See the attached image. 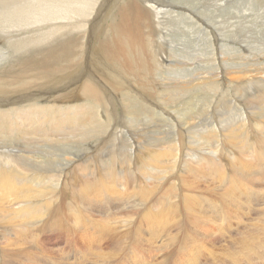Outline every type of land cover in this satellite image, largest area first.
<instances>
[{
    "label": "rangeland",
    "instance_id": "1",
    "mask_svg": "<svg viewBox=\"0 0 264 264\" xmlns=\"http://www.w3.org/2000/svg\"><path fill=\"white\" fill-rule=\"evenodd\" d=\"M6 1H8V3L11 5H13L14 3V0H0V4H3ZM138 1H140V3L143 2V0ZM161 1L163 3L166 2V5L161 4L160 6L162 7V9H168V14L163 19H161V15H158V18L154 17L155 23L152 21V19L149 18L142 19V26H140L139 29L140 34L142 35L141 40H144L145 43H138L133 45L127 42L121 43L122 41L117 40V36L115 35L111 26L114 19H117L116 12L118 6L124 3V0H91L90 2L89 0H85V2L83 0H43V5L41 4L40 11L38 13L39 16H37V18L42 17L43 19L40 18V20H45L44 22L42 21V23L44 24H54L51 27L47 25L44 26L42 23H36L38 26L34 24L35 28H42L41 30L43 31V33H45L42 35H32L37 32L27 33L25 35L31 36H28L27 39L24 38L19 42L21 45H26L29 42H36V39L38 38H43L42 40L44 41L54 44H61L62 40L64 41V36L60 34L62 33L60 31L61 28L67 23H72V44H70L68 48L62 50L59 53L62 56L72 53V61L71 63L59 61L55 59L58 55L53 57L52 54H50V49H44L42 53L43 55L46 54L47 56H45V58L43 59L45 61H27L26 67H31V69H25L23 71H20L18 65H16V63L20 62L21 58H16L15 60L10 59L12 58L10 43L13 40L17 39L18 35L23 31H28V28L26 27H28L32 23L31 21L33 19L28 20V17L24 16L26 19L20 21L22 22V25L24 22H27V25L22 26L20 25V21H14L13 13L8 14L7 9L6 16H2L0 14V18L2 20V22L0 20V24L5 30L7 28L6 34L0 32V58L2 59H0V72H2L3 69H6V74H0V78L6 79V82H3L0 79V103L6 102L7 105L5 107V110L0 108V110L2 111L0 112V114L4 115H0V171H11L18 175L21 179H26L29 186H31V188L33 187L32 189L42 191V196L39 195L38 200H42L46 205V210L44 209V211L49 212L51 210H58L57 219L55 222L51 219L50 221L52 223H50L49 221L50 226L47 225L45 226L46 228H39L41 222L39 223V220L37 218L32 219L28 217L25 220L19 218L18 220L21 221L18 222L17 219H13L12 215L13 211L17 209L19 205L26 202L27 204L37 202L38 200L36 197H38V195L30 197V199H28L29 201L19 200L13 202L11 199L5 201L4 205H2L1 208L2 210L4 209V211L2 212L0 210V218H2L0 219V264H122V262L118 260L117 262L115 261L116 263L114 262L118 247V241L120 239L123 240L121 241L122 246H124V243H127L125 246L129 248L127 250V256L129 258L128 260H122L123 264H133V261L136 258L140 257L141 259L151 262L156 261L157 259L155 264H177L181 262L179 261L180 259L184 260L186 256L185 254L181 256L180 253L181 251L186 249L185 246L187 247L188 240H191L192 245L198 246L201 249L202 254L205 253V251L208 249L210 241L204 236V232H206L204 230H209L210 232L213 231V235L210 234L209 239L213 237L218 239L221 238L220 240L222 243H220V245H230L229 241L233 238L229 237L234 236L238 238L243 235L242 231L245 230L246 232L249 230L248 226L246 227L242 225V220L245 215L248 218H253L248 222L254 223V226H256L255 224H258V222H260L256 219V215L254 214V212H256L257 210H260L259 212H261L264 207V181L258 180L261 182L256 183L257 186L255 185L254 189L259 191L250 192V200L253 201V213H247V205L241 209H237L234 205L230 204L231 199H229L226 195L225 197H223V193L225 191L224 188L226 186L221 188V181L216 182L213 178L209 177L207 179V186H205L204 191H201V194H203L206 199L203 200L205 208H209L211 206L215 208L213 210V214L215 215V218L218 219L217 223L213 224V222L210 221L209 218H206L200 220L199 224L197 225L194 219H191L189 212H187L189 211L188 208L181 204L179 206L172 205L170 207L172 212L170 211L171 218H169V221L171 224L173 223L172 228H174L171 232L173 234L168 233L169 235L167 250L159 247V245L162 246V235H159L157 237L156 234H153L151 231L149 232L148 230H146L147 228H151V226H157L158 222L168 220V209H166L167 207H165V201H168V194L170 193V191H168V188L173 186L172 184H174V182L177 187H173L174 193H171L173 203L179 198V201L182 199V193L185 195L189 192L188 185L181 181L180 178H171L170 185L168 186V176L176 171L177 165H179L182 161V159L180 158H183V156L185 157V159L193 161L189 163L191 166L200 167L201 165H204L205 162L194 160V155L199 156L197 152L201 151V153H205L206 158L212 159L213 157H211L210 150L208 148L210 145V149L215 150L217 154L220 155L223 153L224 156H227L229 154L230 161L232 160V158H234V164L232 162L233 160L230 163L224 162V169L228 170V173L231 172L232 174L233 170H237V177H240L246 173L248 174L247 177L249 182H255L256 179L253 173L259 167H256L255 170L242 169V171L240 172V164L237 160L239 158L246 160L248 156L245 153H240L239 148L235 147L234 145H227V140L231 131L230 129L232 128L240 129L243 132H249V135H252V137H254L255 134L257 135V132L259 130L257 127H255V123L260 121L264 123V0ZM27 2L38 4L37 0H27ZM80 2L83 3L86 7L83 8L84 5L79 4ZM76 3H78V5ZM87 3L89 4V6ZM91 3H93V5ZM59 5L62 7H58ZM80 5L81 7L83 6L82 10H80ZM78 6L80 9L78 8ZM89 7L91 9H89ZM60 8L62 9V11H60L59 13ZM65 8L70 10L68 13H70L71 11L72 12L68 14L66 11L65 13ZM84 9L86 10V12H84ZM62 13L64 15H62ZM85 13L87 14L85 15ZM66 14L69 16L72 15V17L70 16V18L72 19L69 18L70 22L62 23L64 21V17L67 16ZM73 15H75L76 18L74 16L73 19ZM82 15L87 18L84 17L85 19L83 18L84 20H81L83 17ZM6 19L8 20L7 22ZM92 19H94V21ZM108 21L110 22V24ZM106 23L109 25H107ZM59 24L61 26H59ZM79 25L85 26L84 29L83 27H81L82 29L77 28ZM56 26L58 27L56 28ZM52 29L54 30L51 31ZM56 29L59 30L57 31ZM151 29L153 31H151ZM154 30L156 33L154 32ZM52 32H54V34H52ZM144 37L146 39H144ZM52 38L54 40H52ZM3 41H6V44ZM81 41L82 44H80ZM109 42L112 43V45H110ZM31 47H33L34 49H38L36 48L37 43L32 44ZM43 48L45 47H42L41 49ZM55 48L59 49L60 47L58 46ZM99 54L103 57L99 56ZM96 58L99 59L97 60ZM132 58L135 60H133ZM38 67H41L43 69V72L48 71L49 74H40V69H38ZM65 67H67V69ZM108 67H110L111 69ZM126 70L130 71L127 72ZM48 80H51L54 85L57 80V86H62L60 92H57L61 93V98H51L45 102H37L32 100L31 98L25 100L27 95H30L34 92L37 93L41 89H54L48 84ZM82 81L84 85H82ZM85 83H90L97 87V90H99L100 94L98 98H95V96L98 94L88 93L85 90ZM100 85L102 86L100 87ZM160 85L165 86L159 88ZM119 89L121 90L119 91ZM72 96L74 97L71 98ZM68 97L69 99H66ZM5 98L6 101H4ZM59 99L62 101H60ZM57 101L58 103H56ZM80 103H82L84 106ZM37 104H40V106L38 105V107ZM42 104L44 106H41ZM22 105L23 107L21 108ZM73 106L75 108H72ZM146 106L148 109L145 108ZM100 107L102 108V110ZM58 108L60 109L58 110ZM113 108H116V112L115 110H113ZM140 109H142V111ZM29 113H32V116ZM105 115L106 117H104ZM33 116L34 119H32ZM35 117H37V119ZM24 119H26V121ZM35 121L36 125L34 123ZM113 123H115V125ZM81 126L83 127L80 128ZM90 127L92 130L90 129ZM208 131L211 133L208 134ZM67 132L68 134H66ZM29 133L30 135H27ZM78 133H80L81 135H78ZM260 133L262 132H259V135ZM107 136H110L112 138L109 137V139ZM150 136L152 139L150 138ZM212 136L214 137L212 138ZM69 137H72V139ZM84 141L86 142L84 143ZM94 142L96 144H94ZM83 143L85 144V146ZM99 143L102 145H99ZM78 144L80 146H78ZM146 145L147 147L145 148L144 146ZM219 146L221 147L219 148ZM84 147L86 148V150H84ZM74 148L75 150H73ZM173 148L175 150V153L178 154V157H173L168 160L166 159L167 161L162 162V164L164 165H167L169 162V164L167 165L168 169L158 168L156 170V168H151L150 170V167H146L149 169V171H147L148 169L143 168L142 155L144 154V152L142 153V151H144V149H161L162 151L168 152V150H171ZM251 148L253 149V152L255 150L262 151L264 150V145H261L258 142H254L251 145ZM92 149L94 150L92 151ZM177 150H179L180 152ZM47 152L49 153V155ZM79 155L81 158L79 157ZM262 156H264V151H262ZM71 162L73 163L71 164ZM77 165L80 166V170L79 168H76ZM115 165L117 167H115ZM137 165L141 168L140 170L137 169L139 168ZM108 168L112 171L111 173L108 171ZM106 169L108 172L106 171ZM133 170L135 172H133ZM140 171L142 172L139 173ZM166 172L168 173V175ZM135 173H137V176ZM177 173L180 176L184 177V174L185 176L189 174V170L187 169V166H181V170L178 169ZM115 174L118 175L119 178L118 176L116 177ZM102 175H105L106 181L111 183L110 185H115L116 188L114 186H111L109 191H106L107 193L100 192L98 195L96 193L91 197V200H80L78 197L73 195L75 191L74 184L78 185L79 183L76 181L77 178H92L93 176L100 178L103 177ZM161 176L165 179V181L161 178ZM110 177L111 179H109ZM235 177L236 176L234 174V178ZM121 180L122 183H120ZM129 180H131L132 183L129 182ZM153 182L156 185L153 184ZM157 182H159V184ZM228 185L231 186L232 183ZM143 186L144 188L147 187L146 189L150 190V194H142L144 189ZM242 187L244 190H246L244 185ZM166 188L167 190H165ZM135 189L137 190L135 191ZM138 190L141 191L138 192ZM110 192L113 194H111ZM132 193H134V195ZM254 193H256L257 195ZM96 195L97 197L93 198ZM148 197L149 199L146 200V198ZM125 198L126 201L124 200ZM259 198H261L263 201H260ZM123 202L130 203L128 205L126 203L124 204ZM140 202L142 204H139ZM260 202H263L262 205L259 204ZM131 203L133 205H131ZM257 203L259 205H257ZM122 204H124L125 206ZM96 205H99L100 209ZM149 205L152 207L150 208V211L153 210V212H156V209H164V217L162 216L164 220H162L163 218H157L158 222L149 220L147 216V213L149 212H146L147 208L150 207ZM160 205L162 208H158ZM234 207L236 208V211L234 210ZM128 209L130 211H127ZM184 209H186L187 213ZM132 210L133 212H131ZM111 211L114 213H111ZM240 212L243 213L240 214ZM2 213H4V218L1 216ZM116 213L118 215H115ZM122 213L125 214V216ZM172 214L175 217L172 216ZM247 214L252 215H249V217ZM236 215H240L241 217L239 216L237 219L235 217ZM62 216L64 217V219ZM66 216L67 218H65ZM110 217L113 219H110ZM125 217H129L127 221L125 220ZM177 217L180 218V220L176 219ZM5 218H7V222L6 220H4ZM121 218H123L124 221ZM133 218L134 220H132ZM47 219H49V216L47 217ZM109 219L110 221H108ZM34 220H36L37 222ZM191 220L194 221V224L190 222ZM122 221L124 222L123 228L125 227V229L121 228L122 226H120ZM123 222L121 225H123ZM142 222L145 223L143 224ZM229 222L234 227L228 226L230 224ZM109 223L114 227L110 226ZM114 223L117 224L114 225ZM116 225H118V227H115ZM126 226L128 228H126ZM18 227H20V229H18ZM22 227L26 228L27 230L23 232L22 229L24 228ZM15 228L16 231L14 230ZM243 228L245 229L243 230ZM31 229L33 234L29 235L28 233H31ZM34 229L36 230V232ZM117 229L119 232L117 231ZM139 229L141 231H139ZM174 230L176 231L173 232ZM120 231L125 232L123 236V233H121ZM23 233L25 234V236ZM234 233L238 235L236 236ZM1 234H3L5 237ZM8 235H10V240L8 239ZM220 240H218L216 243L210 244H213L216 247V245L219 244ZM7 241L9 244L7 243ZM207 241L209 243H207ZM174 242H176V245L174 244ZM152 250L154 252H151ZM218 250L222 252V248L220 250V246ZM172 252L178 254H173V257V255H169ZM167 253L168 256H166ZM111 255L114 256L112 257ZM106 258L108 260H106ZM207 258L211 257L207 256ZM173 259L176 261L173 262ZM203 261L205 262V260ZM141 263H143L142 260L140 261V264ZM134 264L139 263L134 262Z\"/></svg>",
    "mask_w": 264,
    "mask_h": 264
},
{
    "label": "bare ground",
    "instance_id": "2",
    "mask_svg": "<svg viewBox=\"0 0 264 264\" xmlns=\"http://www.w3.org/2000/svg\"><path fill=\"white\" fill-rule=\"evenodd\" d=\"M13 1V0H12ZM24 0H14V3H13V5H11V4H9L8 3V1H6L5 3H3V4H0V12H2V10H3V12L2 13H0L2 16H6V9H7V11H8V14L9 13H13V18H14V21L16 20V21H20V20H23V19H26L24 16H27L28 17V20H30V19H33L31 22V24L28 26V27H26V28H28V31H23L21 34H17L18 35V37H17V39H15V40H13L10 44H11V55H12V58H10L11 60H15L16 58H21V60H20V62H18V63H16V65H18V67H19V70L20 71H23V70H25V69H31V67H26V63H27V61H32V62H41V61H45V60H43L44 58H45V56H46V54H44L43 55V53H42V51L44 50V49H50L49 51H50V54H52V56L53 57H55V56H57L55 59H57V60H59V61H63V62H66V63H71V61H72V59H71V56H72V53L71 54H68V55H64V56H62V55H60L59 53L62 51V50H64V49H66V48H68L69 46H70V44H72V41H73V34H72V31H73V24L72 23H67L65 26H63L62 28H61V32L62 33H60V34H62V36H64L63 38H64V41L62 40V43L61 44H54V43H50V42H47V41H44V40H42L41 38H38V39H36V42H29L28 44H26V45H21L20 44V40H22V39H27L28 38V36H31V35H25V34H27V33H31V32H37V33H34V34H32V35H42V34H44L43 33V31L41 30V29H37V28H35V26H34V24H36V23H42V21L40 20V18H42V17H38L37 18V16H39V11H40V7H41V4H42V2H43V0H37L38 1V4H36V3H33V2H27V0L26 1H24ZM36 1V0H35ZM84 2H85V0H83ZM91 0H89V2H90ZM164 1V0H163ZM54 2H57V1H54ZM66 2V1H65ZM64 2V3H65ZM70 2V1H69ZM115 2V1H114ZM159 4H158V3ZM22 3V4H21ZM73 3V2H72ZM66 4V3H65ZM67 4H68V2H67ZM77 5H78V3H76ZM79 4H83V3H79ZM88 4V3H87ZM92 5H93V3H91ZM90 4V5H91ZM161 4H165L166 5V2L165 3H163L161 0H143V2H141L140 3V1H138V0H124V3H122L120 6H118V9H117V12H116V15H117V19L115 20L114 19V21L112 22L111 20V22H112V24H111V26H112V29H113V31H114V33H115V35L117 36L116 38H117V40H120V41H122L121 43H125V42H127V43H129V44H133V45H135V44H138V43H145V41L144 40H141V38H142V35L140 34V29H139V27L140 26H142V19H145V18H149V19H152V21L154 22V17H156V18H158V15H161V19H163L164 17H166V15L168 14V9H162V7L160 6ZM43 5V4H42ZM73 5V4H72ZM77 5H75V6H77ZM84 5V4H83ZM117 5V4H116ZM159 5V6H158ZM70 6V5H69ZM88 6H89V4H88ZM58 7H62V6H58ZM72 7V6H71ZM70 7V8H71ZM83 7V6H82ZM81 7V5H80V8H79V6H78V8L80 9V10H82L83 8H85L86 6L84 5V7L82 8ZM91 7V6H90ZM89 7V9H91ZM57 9V8H56ZM61 9V8H60ZM59 9V13H60V11H62V9L60 10ZM114 9V8H113ZM65 11V13H66V11H67V13L70 11L69 9H67V8H65L64 9ZM76 10V9H75ZM79 10V11H80ZM85 10V9H84ZM53 11V10H52ZM72 12V11H71ZM70 12V13H71ZM84 12H86V10L84 11ZM105 12V11H104ZM107 12V11H106ZM70 13H68V14H70ZM77 13H78V10H77ZM114 13V12H113ZM205 13V12H204ZM73 14V13H72ZM75 14V13H74ZM81 14H82V12H81ZM87 13H85V15H86ZM99 14V13H98ZM44 15V14H43ZM62 15H64L63 13H62ZM67 15V14H66ZM113 15V14H112ZM67 16H69V15H67ZM64 17V21L62 22V23H64V22H70V19H72V18H70V16L72 17V15H70L69 17ZM74 16L75 15H73V19H74ZM79 16V15H78ZM83 16V15H82ZM85 16H83L82 17V19L81 20H84L85 18H87V17H85ZM114 17H115V15H114ZM8 18V17H7ZM36 18H37V20H36ZM70 18V19H69ZM75 18H76V16H75ZM84 18V19H83ZM90 18V17H89ZM11 19V18H10ZM43 19V18H42ZM62 19V18H61ZM0 20H1V18H0ZM59 20H60V18H59ZM80 20V19H79ZM87 20V19H86ZM93 21H94V19H92ZM8 20L6 19V22H7ZM45 21V20H44ZM43 21V22H44ZM157 21V20H156ZM1 22H2V20H1ZM28 22H30V21H28ZM51 22H53V21H51ZM109 22V21H108ZM161 22V21H160ZM50 23V22H49ZM61 23V22H60ZM83 23V22H82ZM155 23V22H154ZM5 24H7V23H5ZM44 26H49V27H51L53 24L52 23H50V24H44V23H42ZM107 24V23H106ZM109 24H110V22H109ZM109 24H107V25H109ZM9 25V24H8ZM20 25H22V22L20 21ZM27 25V22L25 23H23V25L22 26H26ZM37 25V24H36ZM38 26V25H37ZM59 26H61L60 24H59ZM156 26V25H155ZM3 26H1V24H0V32L1 33H3V34H6V31H7V28H6V30L4 29V28H2ZM4 27H6V26H4ZM58 26H56V28H57ZM81 27H83V29H84V27L85 26H83V25H79L77 28H79V29H82ZM96 27V26H95ZM101 27V26H100ZM104 28V27H103ZM75 29V28H74ZM86 29V28H85ZM144 29V28H143ZM146 29V28H145ZM148 29V28H147ZM54 29H52L51 31H53ZM57 30V29H56ZM59 30V29H58ZM57 30V31H58ZM108 30V29H107ZM46 31V30H45ZM78 31V30H77ZM151 31H153L152 29H151ZM38 32H42V33H38ZM49 32V31H48ZM154 32H155V30H154ZM158 32V31H157ZM85 33V32H84ZM101 33V32H100ZM156 33V32H155ZM154 33V34H155ZM23 34H24V36H23ZM52 34H54V32H52ZM56 34V33H55ZM94 34V33H93ZM99 34V33H98ZM104 34V33H103ZM147 34H149V33H147ZM47 35H50V34H47ZM157 35V34H156ZM11 36V35H10ZM85 36V35H84ZM109 36V35H108ZM107 36V37H108ZM148 36V35H147ZM60 37V36H59ZM82 37V36H81ZM100 37V36H99ZM102 37V36H101ZM151 37V36H150ZM98 38V37H97ZM155 38V37H154ZM46 39H47V37H46ZM104 39V38H103ZM144 39H146L145 37H144ZM158 39V38H157ZM3 40V39H2ZM6 40V39H5ZM52 40H54L53 38H52ZM78 40V39H77ZM81 40V39H80ZM90 40V39H89ZM110 40V39H109ZM23 41H25V40H23ZM28 41V40H27ZM84 41H85V39H84ZM88 41V40H87ZM100 41V40H99ZM161 41V40H160ZM4 42V41H3ZM3 42H2V44H3ZM6 42V41H5ZM4 42V43H5ZM19 42V43H18ZM74 42H76V41H74ZM92 42V41H91ZM0 43H1V39H0ZM16 43H17V45H16ZM26 43V42H25ZM34 43H37V47L36 48H38V49H34L33 47H31V45L32 44H34ZM89 43V42H88ZM102 43V42H101ZM110 43V42H109ZM120 43V44H121ZM243 43V42H242ZM1 44V45H2ZM6 44V43H5ZM4 44V45H5ZM9 44V45H10ZM80 44H82V41H81V43ZM92 44V43H91ZM100 44V43H99ZM157 44V43H156ZM162 44V43H161ZM98 45V44H97ZM110 45H112V43H110ZM124 45V44H123ZM142 45H144V44H142ZM60 47L59 49L58 48H55V47ZM99 46V45H98ZM97 46V47H98ZM103 46V45H102ZM42 47H45V48H43V49H41ZM75 47V46H74ZM96 47V48H97ZM110 47V46H109ZM139 47V46H138ZM76 48V47H75ZM84 48V47H83ZM144 48H146V47H144ZM91 49V48H90ZM126 49V48H125ZM139 49V48H138ZM70 50V49H69ZM88 50V49H87ZM141 50H142V48H141ZM223 50V49H222ZM105 51V50H104ZM110 51V50H109ZM129 51V50H128ZM1 52V51H0ZM3 52V51H2ZM8 52H10V51H8ZM101 52V51H100ZM114 52V51H113ZM130 52V51H129ZM49 53V52H48ZM81 53V52H80ZM84 53V52H83ZM109 53V52H108ZM139 53V52H138ZM142 54V53H141ZM49 55V54H48ZM90 55V54H89ZM93 55V54H92ZM95 55V54H94ZM10 56V55H9ZM91 56V55H90ZM99 56H102V55H100L99 54ZM47 57V56H46ZM79 57V56H78ZM96 57V56H95ZM98 57V56H97ZM103 57V56H102ZM158 57V56H157ZM94 58V57H93ZM110 58V57H109ZM112 58V57H111ZM116 58V57H115ZM162 58V57H161ZM1 59V58H0ZM97 60L99 59V58H96ZM122 59V58H121ZM133 59V58H132ZM2 60V59H1ZM81 60V59H80ZM123 60V59H122ZM133 60H135V59H133ZM162 60V59H161ZM171 60V59H170ZM75 61V60H74ZM105 61V60H104ZM124 61V60H123ZM4 62V61H3ZM98 62V61H97ZM108 62V61H107ZM131 62V61H130ZM161 62V61H160ZM2 63V62H1ZM73 63V62H72ZM102 63V62H101ZM134 63H135V61H134ZM116 64H117V62H116ZM128 64V63H127ZM127 64H125V65H127ZM158 64V63H157ZM37 65V64H36ZM133 65V64H132ZM107 66V65H106ZM110 66V65H109ZM117 67V66H116ZM66 69H67V67H65ZM102 68V67H101ZM108 68H110V67H108ZM140 68V67H139ZM38 69H40V71H39V73L40 74H49L48 73V71H42L43 69L41 68V67H38ZM83 69H84V67H83ZM111 69V68H110ZM114 69H116V68H114ZM113 69V70H114ZM119 69V68H118ZM73 71V70H72ZM82 71V70H81ZM80 71V72H81ZM104 71V70H103ZM106 71H107V69H106ZM127 71V70H126ZM128 71H130V70H128ZM127 71V72H128ZM154 71V70H153ZM32 72V71H31ZM97 72V71H96ZM121 72H123V71H121ZM134 72V71H133ZM139 72V71H138ZM142 72V71H141ZM87 73V72H86ZM89 73V72H88ZM0 74H6V69H3V71L2 72H0ZM60 74V73H59ZM97 74V73H96ZM111 74V73H110ZM154 74V73H153ZM86 75V74H85ZM84 75V76H85ZM124 75V74H123ZM132 75V74H131ZM137 75V74H136ZM141 75V74H140ZM76 76V75H75ZM127 76V75H126ZM151 76V75H150ZM86 77V76H85ZM109 77V76H108ZM128 77V76H127ZM131 77V76H130ZM129 77V78H130ZM133 77V76H132ZM153 77V76H152ZM146 78V77H145ZM145 78H144V80H145ZM155 78H156V76H155ZM3 82H6V79L5 78H0ZM92 79V78H91ZM90 79V80H91ZM142 79V78H141ZM148 79V78H147ZM160 79V78H159ZM31 80V79H30ZM168 80V79H167ZM25 81V80H24ZM74 81V80H73ZM76 81H78V80H76ZM132 81V80H131ZM153 81H154V79H153ZM152 81V82H153ZM22 82V81H21ZM81 82V81H80ZM119 82V81H118ZM140 82V81H139ZM147 82V81H146ZM161 82V81H160ZM160 82H158V83H160ZM59 83V82H58ZM67 83V82H66ZM82 83H83V81H82ZM81 83V84H82ZM95 83V82H94ZM158 83H156V84H158ZM163 83V82H162ZM48 84L51 86V87H53L54 89H52V88H44V89H41L40 91H38L37 93L36 92H34V93H32V94H30V95H27L26 96V98H25V100L26 99H32V100H34V101H37V102H45V101H47V100H49V99H51V98H61V93H57L58 91L60 92V90L62 89V86L60 85V86H57V80H56V83H55V85L53 84V82L51 81V80H48ZM68 84H70V83H68ZM86 85H85V90L88 92V93H92V94H98V95H96L95 96V98H98L99 97V90H97V87L96 86H94V85H92V84H90V83H85ZM99 84V83H98ZM110 84V83H109ZM113 84V83H112ZM130 84H131V82H130ZM152 84V83H151ZM82 85H84V83L82 84ZM12 86V85H11ZM14 86V85H13ZM49 86V87H50ZM67 86V85H66ZM69 86V85H68ZM71 86V85H70ZM102 85H100V87H101ZM137 86V85H136ZM163 86H165V85H163ZM163 86H159V88L161 87H163ZM29 87V86H28ZM77 87V86H76ZM82 87V86H81ZM78 88V87H77ZM104 88V87H103ZM142 88H143V86H142ZM122 89H124V88H122ZM24 90V89H23ZM110 90V89H109ZM121 89H119V91H120ZM30 91V90H29ZM112 91V90H111ZM114 91V90H113ZM32 92V91H31ZM140 92V91H139ZM6 93V92H5ZM4 93V94H5ZM48 93V94H47ZM54 93H57V94H54ZM74 93V92H73ZM106 93V92H105ZM110 93V92H109ZM109 93H108V95H109ZM120 93V92H119ZM1 94V93H0ZM15 94V93H14ZM24 94V93H23ZM22 94V95H23ZM27 94V93H26ZM71 94V93H70ZM79 94V93H78ZM87 94V93H86ZM123 94V93H122ZM16 95V94H15ZM21 95V94H20ZM81 95H83V94H81ZM113 95V94H112ZM115 95V94H114ZM11 96V95H10ZM63 96V95H62ZM116 96V95H115ZM119 96V95H118ZM145 96V95H144ZM14 97V96H13ZM64 97V96H63ZM74 96H72L71 98H73ZM82 97V96H81ZM80 97V98H81ZM114 97V96H113ZM117 97V96H116ZM147 97V96H146ZM4 98V97H3ZM75 98H76V96H75ZM153 98V97H152ZM64 99V98H63ZM66 99H69V97L68 98H66ZM79 99V98H78ZM82 99V98H81ZM105 99V98H104ZM126 99V98H125ZM150 99V98H149ZM3 100V99H2ZM15 100H16V98H15ZM60 100V99H59ZM80 100V99H79ZM109 100V99H108ZM4 101H6V98H5V100ZM10 101V100H9ZM8 101V102H9ZM20 101V100H19ZM60 101H62V100H60ZM75 101V100H74ZM73 101V102H74ZM76 101H78V100H76ZM96 101V100H95ZM135 101V100H134ZM64 102V101H63ZM90 102V101H89ZM103 102V101H102ZM113 102H114V100H113ZM14 103V102H13ZM20 103V102H19ZM56 103H58V101L56 102ZM65 103H66V101H65ZM71 103V102H70ZM93 103V102H92ZM163 103V102H162ZM9 104V103H8ZM61 104H62V102H61ZM78 104V103H77ZM76 104V105H77ZM80 104H82V103H80ZM86 104H87V102H86ZM101 104V103H100ZM113 104V103H112ZM119 104V103H118ZM13 105V104H12ZM25 105V104H24ZM34 105V104H33ZM40 106V104H37V106ZM45 105H46V103H45ZM76 105H75V107H76ZM83 105V104H82ZM96 105V104H95ZM7 105H6V102H4V103H0V108H2V109H4L5 110V107H6ZM38 106V107H39ZM41 106H44L43 104L41 105ZM48 106V105H47ZM78 106H79V104H78ZM84 106V105H83ZM102 106V105H101ZM132 106H133V103H132ZM17 107V106H16ZM23 107V105L21 106V108ZM26 107V106H25ZM24 107V108H25ZM35 107V106H34ZM65 107V106H64ZM67 107H68V104H67ZM71 107V106H70ZM74 106L72 107V108H75ZM80 107V106H79ZM95 107V106H94ZM103 107V106H102ZM112 107V106H111ZM152 107V106H151ZM50 108V107H49ZM93 108V107H92ZM98 108V107H97ZM97 108H94V109H97ZM101 108V107H100ZM133 108V107H132ZM145 108H147V106L145 107ZM33 109V108H32ZM60 108H58V110H59ZM78 109H80V108H78ZM77 109V110H78ZM116 109V108H115ZM114 108H113V110H115ZM143 109V108H142ZM142 109H140L141 111H142ZM148 109V108H147ZM38 110V109H37ZM36 110V111H37ZM64 110H65V108H64ZM66 110H67V108H66ZM72 110V109H71ZM101 110H102V108H101ZM117 110H119V109H117ZM34 111V110H33ZM35 111V112H36ZM87 111V110H86ZM96 111V110H95ZM0 112H2L1 110H0ZM18 112H20V111H18ZM34 112V113H35ZM63 112V111H62ZM67 112V111H66ZM70 112V111H69ZM73 112V111H72ZM84 112V111H83ZM115 112H116V110H115ZM149 112H150V110H149ZM44 113V112H43ZM56 113V112H55ZM58 113V112H57ZM91 113V112H90ZM96 113V112H95ZM94 113V114H95ZM114 113V112H113ZM122 113V112H121ZM14 114H15V112H14ZM25 114H27V113H25ZM29 114H31V116H32V113H29ZM28 114V115H29ZM46 114V113H45ZM53 114V113H52ZM97 114V113H96ZM118 114V113H117ZM134 114V113H133ZM144 114V113H143ZM146 114V113H145ZM148 114V113H147ZM0 115H3V114H0ZM34 115V114H33ZM54 115V114H53ZM73 115V114H72ZM4 116V115H3ZM30 116V115H29ZM36 116V115H35ZM48 116V115H47ZM60 116V115H59ZM133 116V115H132ZM140 116V115H139ZM138 116V117H139ZM145 116V115H144ZM41 117H42V115H41ZM51 117V116H50ZM58 117V116H57ZM86 117H88V116H86ZM94 117V116H93ZM98 117V116H97ZM104 117H106V115L104 116ZM108 117V116H107ZM136 117V116H135ZM142 117H143V115H142ZM19 118V117H18ZM36 119H37V117H35ZM109 118V117H108ZM108 118H107V120H108ZM261 118V117H260ZM6 119V118H5ZM32 119H34V116H33V118ZM43 119V118H42ZM55 119V118H54ZM57 119H59V118H57ZM77 119V118H76ZM90 119H92V118H90ZM128 119H129V117H128ZM134 119V118H133ZM143 119V118H142ZM264 119V118H263ZM2 120V119H1ZM25 121H26V119H24ZM61 120V119H60ZM64 120V119H63ZM67 120V119H66ZM65 120V121H66ZM78 120V119H77ZM117 120V119H116ZM115 120V121H116ZM137 120V119H136ZM147 120V119H146ZM57 121V120H56ZM110 121H111V118H110ZM129 121V120H128ZM145 121V120H144ZM30 122V121H29ZM28 122V123H29ZM52 122V121H51ZM50 122V123H51ZM58 122H60V121H58ZM62 122V121H61ZM118 122V121H117ZM130 122V121H129ZM132 122V121H131ZM21 123V122H20ZM35 123V125H36V121L34 122ZM98 123V122H97ZM133 123V122H132ZM146 123V122H145ZM151 123V122H150ZM40 124V123H39ZM65 124V123H64ZM63 124V125H64ZM92 124V123H91ZM111 124V123H110ZM114 125H115V123H113ZM34 125V124H33ZM93 125V124H92ZM91 125V126H92ZM108 125V124H107ZM118 125H119V123H118ZM121 125V124H120ZM43 126V125H42ZM94 126V125H93ZM157 126V125H156ZM30 127H31V124H30ZM37 127V126H36ZM46 127V126H45ZM54 127V126H53ZM83 126H81L80 128H82ZM109 127V126H108ZM111 127V126H110ZM114 127V126H113ZM112 127V128H113ZM119 127V126H118ZM255 127H257L259 130H258V132H257V135L255 134V136L254 137H252V135H249V132H243V131H241L240 129H236V128H232V129H230L229 131H230V133H229V136H228V140H227V145L228 144H231V145H234L235 147H237V148H239V152L240 153H245V154H247V158H249V159H247L246 158V160H244V159H241V158H239L237 161H239V169H240V172L242 171V169H251V170H255L256 169V167H259L258 169H256L255 171H254V177H255V179H256V181H255V179H254V181L255 182H249V180H248V177H247V175L248 174H244V175H242V176H240V177H237V174H236V171L237 170H233L232 171V174H231V172L230 173H228V170H226V169H224V162H228V163H230L232 160V162H233V164H234V158H232V160L230 161V158H229V154L227 155V156H224V154L222 155V154H217V152L215 151V150H211L210 149V145H209V150H210V154H211V157H213L212 159H210V158H206V155H205V153H201V151L200 152H197L198 153V155L199 156H197V155H194V160H196V161H204L205 162V164L204 165H201L200 167H194V166H191L189 163H191V162H193V161H189L188 159H185V157L183 156V158H180V159H182V161L180 162V164L179 165H177V168H176V171L173 173V174H171L170 176H168V186L170 185V179L171 178H180L181 179V181H183L185 184H187L188 185V187H189V189H188V193H186L185 195L182 193L181 195H182V199L179 201V199L177 200V201H174V203L172 202V199L173 198H171V193H174V191H173V187H177L176 186V184H175V182H174V184H172L173 186H171V187H169L168 188V191H170V193L168 194V201H165V207H167L166 209H168V220H165V221H161V222H158V219L157 218H163L164 216H163V212H164V209H156V212H153V210L152 211H150V208H152L150 205V207L149 208H147V210H146V212H149V213H147V216H148V219L149 220H151V221H155V222H158V225L157 226H151V228H147L146 230H148L149 232L151 231L153 234H156L157 235V237L159 236V235H162L163 236V239H161L162 241V246L161 245H159V247H162L163 249H168V235L169 234H173V233H171L172 232V230H173V228H172V224L170 223V221H169V218H171L170 217V211H171V209H170V207L172 206V205H174V206H176V205H181V204H183L184 206H186L187 208H188V210L189 211H187V212H189V214H190V217H191V219H194V221L197 223V225L199 224V222H200V220H202V219H206V218H209L210 219V221H212L213 222V224L214 223H217V221H218V219H216L215 218V215L213 214V210L215 209L213 206H211V207H209V208H205V205L203 204V200H206L205 199V197H204V195L203 194H201V191H204L205 190V186H207L206 184H207V179L209 178V177H211V178H213L216 182H218V181H221L222 182V184L220 185V187L221 188H223V187H225L224 189H225V191H224V193H223V197H225V195L229 198V199H231L230 200V204H232V205H234L237 209H241V208H243V207H245L246 205V208H247V210H248V212L247 213H253V211H252V208H253V204H252V202L253 201H251L250 200V192H257V191H259V190H255L254 189V187H255V185L257 186V184L256 183H259V182H261V181H258V180H262V181H264V156H262V151H264V150H259V151H257V150H255L254 152L252 151L253 149L251 148V145L254 143V142H258L259 144H261V145H264V123L262 122V121H260V122H256L255 123ZM28 128V127H27ZM249 128V127H248ZM89 129V128H88ZM90 129H91V127H90ZM93 129H95V128H93ZM117 129V128H116ZM160 129V128H159ZM30 130V129H29ZM92 130V129H91ZM86 131V130H85ZM145 131V130H144ZM148 131V130H147ZM248 131V130H247ZM36 132V131H35ZM93 132V131H92ZM108 132H111V131H108ZM259 132H262V133H260V135H259ZM114 133V132H113ZM149 133V132H148ZM158 133V132H157ZM209 133H211V132H209L208 131V134ZM25 134V133H24ZM66 134H68V132L66 133ZM80 133H78V135H79ZM83 134V133H82ZM115 134V133H114ZM116 134H118V133H116ZM145 134V133H144ZM27 135H30V133L29 134H27ZM48 135V134H47ZM54 135V134H53ZM81 135V134H80ZM101 135V134H100ZM110 135V134H109ZM95 136V135H94ZM98 136V135H97ZM141 136V135H140ZM154 136V135H153ZM211 136V135H210ZM209 136V137H210ZM31 137V136H30ZM32 137H33V135H32ZM31 137V138H32ZM36 137V136H35ZM91 137H93V136H91ZM96 137V136H95ZM108 137V136H107ZM110 137V136H109ZM108 137V138H109ZM157 137V136H156ZM214 136H212V138H213ZM44 138V137H43ZM47 138V137H46ZM49 138V137H48ZM62 138V137H61ZM69 138H71L72 139V137H69ZM76 138V137H75ZM86 138V137H85ZM97 138V137H96ZM110 138H112V137H110ZM109 138V139H110ZM122 138V137H121ZM150 138H151V136H150ZM154 138V137H153ZM160 138H161V136H160ZM211 138V137H210ZM257 138V139H256ZM8 139V138H7ZM65 139V138H64ZM82 139V138H81ZM84 139V138H83ZM91 139V138H90ZM92 139H94V138H92ZM98 139H100V138H98ZM114 139V138H113ZM123 139V138H122ZM125 139V138H124ZM152 139V138H151ZM209 139V138H208ZM216 139V138H215ZM11 140V139H10ZM48 140H52V139H48ZM57 140V139H56ZM69 140V139H68ZM108 140V139H107ZM144 140V139H143ZM146 140V139H145ZM156 140V139H155ZM161 140V139H160ZM9 141V140H8ZM58 141V140H57ZM64 141V140H63ZM83 141V140H82ZM93 141V140H92ZM97 141V140H96ZM153 141V140H152ZM158 141V140H157ZM86 141H84V143H85ZM149 142V141H148ZM150 142H151V140H150ZM83 143V144H84ZM215 143V142H214ZM73 144V143H72ZM81 144V143H80ZM94 144H96L95 142H94ZM107 144V143H106ZM115 144V143H114ZM146 144V143H145ZM210 144V143H209ZM257 144V143H256ZM4 145V144H3ZM26 145V144H25ZM77 145V144H76ZM99 145H102V144H100L99 143ZM175 145V144H174ZM213 145H215V144H213ZM33 146V145H32ZM45 146H46V144H45ZM49 146V145H48ZM72 146V145H71ZM78 146H80L79 144H78ZM77 146V147H78ZM84 146H85V144H84ZM90 146H92V145H90ZM111 146V145H110ZM151 146V145H150ZM255 146V145H254ZM2 147V146H1ZM63 147H65V146H63ZM63 147H61V148H63ZM145 148L147 147V145L146 146H144ZM216 147V146H215ZM221 146H219V148H220ZM16 148V147H15ZM18 148V147H17ZM30 148V147H29ZM45 148V147H44ZM47 148V147H46ZM58 148V147H57ZM69 148V147H68ZM71 148V147H70ZM85 148V147H84ZM83 148V149H84ZM94 148V147H93ZM97 148V147H96ZM105 148V147H104ZM122 148V147H121ZM152 148V147H151ZM154 148V147H153ZM168 148V147H167ZM236 148V149H237ZM48 149H49V147H48ZM66 149V148H65ZM83 149H81V150H83ZM88 149H89V147H88ZM110 149V148H109ZM177 149V148H176ZM184 149V148H183ZM43 150V149H42ZM73 150H75V148L73 149ZM77 150V149H76ZM79 150V149H78ZM84 150H86V148L84 149ZM94 149H92V151H93ZM99 150V149H98ZM111 150V149H110ZM113 150V149H112ZM118 150V149H117ZM121 150V149H120ZM119 150V151H120ZM146 150V151H145ZM55 151H57V150H55ZM91 151V152H92ZM123 151H124V149H123ZM177 151H179V150H177ZM206 151V150H205ZM45 152V151H44ZM49 152V151H48ZM47 152V153H48ZM70 152V151H69ZM77 152V151H76ZM86 152H88V151H86ZM144 152V154L142 155V166H143V168H146V167H150L149 169L151 170V168H156V170L159 168V169H165V168H167V165L169 164V162H168V164L167 165H164V164H162V162H164V161H167L168 159H171V158H173V157H178V154H176L175 153V150H174V148L173 149H171V150H168V152H165V151H162L161 149H150V150H148V149H144V151H142V153ZM180 152V151H179ZM179 152H177V153H179ZM60 153V152H59ZM81 153V152H80ZM17 154V153H16ZM18 154H19V152H18ZM44 154V153H43ZM73 154V153H72ZM82 154V153H81ZM101 154V153H100ZM111 154V153H110ZM124 154V153H123ZM48 155H49V153H48ZM64 155V154H63ZM62 155V156H63ZM84 155V154H83ZM97 155V154H96ZM56 156V155H55ZM69 156V155H68ZM114 156V155H113ZM210 156V155H209ZM58 157H60V156H58ZM79 157H80V155H79ZM103 157V156H102ZM115 157V156H114ZM122 157V156H121ZM234 157V156H233ZM32 158V157H31ZM65 158V157H64ZM81 158V157H80ZM167 159V160H166ZM31 160V159H30ZM69 160V159H68ZM74 160V159H73ZM114 160H116V159H114ZM120 160V159H119ZM70 161V160H69ZM68 161V162H69ZM171 161V160H170ZM175 161V160H174ZM236 161V162H237ZM38 162V161H37ZM67 162V161H66ZM77 162V161H76ZM114 162V161H113ZM178 162V161H177ZM252 162H254V163H252ZM31 163V162H30ZM29 163V164H30ZM65 163V162H64ZM73 162H71V164H72ZM79 163V162H78ZM101 163H103V162H101ZM116 163V162H115ZM198 163V162H197ZM60 164V163H59ZM62 164V163H61ZM68 164V163H67ZM175 164V163H174ZM89 165V164H88ZM99 165H101V164H99ZM106 165H109V164H106ZM228 165H230V164H228ZM78 166V165H77ZM76 166V168H79L80 166H78L77 167ZM102 166H104V165H102ZM111 166V165H110ZM138 166V165H137ZM174 166V165H173ZM181 166H183V167H185V166H187V169L189 170V174H187L186 176H185V174H184V177H182V176H180L177 172H178V169L179 170H181ZM30 167V166H29ZM74 167V166H73ZM106 167V166H105ZM112 167V166H111ZM115 167H117L116 165H115ZM136 167V166H135ZM139 167V166H138ZM175 167V166H174ZM69 168V167H68ZM173 168V167H172ZM12 169H14V168H12ZM16 169V168H15ZM35 169V168H34ZM83 169V168H82ZM87 169V168H86ZM91 169V168H90ZM94 169V168H93ZM112 169V168H111ZM137 169H141L140 167L139 168H137ZM146 169H148V168H146ZM149 169L147 170V171H149ZM168 169V168H167ZM79 170H80V168H79ZM92 170V169H91ZM136 170V169H135ZM138 170V171H139ZM155 170V171H156ZM232 170V169H231ZM15 171V170H14ZM76 171V170H75ZM88 171V170H87ZM106 171H107V169H106ZM108 171L111 173L112 171L108 168ZM107 171V172H108ZM153 171V170H152ZM154 171V172H155ZM183 171H184V169H183ZM81 172V171H80ZM107 172H106V174H107ZM133 172H135L134 170H133ZM142 171H140L139 173H141ZM158 172V171H157ZM247 172V171H246ZM95 173V172H94ZM138 173V172H137ZM137 173H135L136 174V176H137ZM149 173V172H148ZM147 173V174H148ZM153 173V172H152ZM165 173V172H164ZM167 173V172H166ZM185 173V172H184ZM251 173V172H250ZM45 174V173H44ZM83 174V173H82ZM88 174H90V173H88ZM116 174H117V172H116ZM115 174V176L117 177L118 175H116ZM118 174H120V173H118ZM134 174V175H135ZM151 174V173H150ZM162 174V173H161ZM234 174H235V178H234ZM42 175V174H41ZM46 175V174H45ZM45 175H44V177H45ZM62 175V174H61ZM69 175V174H68ZM84 175V174H83ZM156 175V174H155ZM167 175H168V173H167ZM39 176V175H38ZM48 176V175H47ZM53 176V175H52ZM56 176V175H55ZM103 177H96V176H93L92 178H88V177H86V178H77L76 179V181L77 182H79L78 183V185H76V184H74L75 185V191H74V193H73V195H75L76 197H78L80 200H83V199H90L91 200V197L94 195V194H96L97 193V195L100 193V192H106V191H109V189L111 188V186L113 187H115V185H110L111 183H109V182H107L106 181V179H105V175H102ZM159 176V175H158ZM37 177V176H36ZM54 177V176H53ZM52 177V178H53ZM106 177H107V175H106ZM111 177H112V175H111ZM111 177L109 178V179H111ZM156 177V176H155ZM252 177V176H251ZM251 177H250V179H251ZM40 178V177H39ZM118 178H119V176H118ZM117 178V179H118ZM142 178V177H141ZM161 178H162V176H161ZM68 179V178H67ZM108 179V178H107ZM116 179V178H115ZM135 179H136V177H135ZM134 179V180H135ZM138 179V178H137ZM149 179V178H148ZM162 179H164V178H162ZM57 180V179H56ZM122 180H123V178H122ZM122 180H121V182L120 183H122ZM146 180V179H145ZM151 180H152V178H151ZM161 180V179H160ZM173 180V179H172ZM44 181V180H43ZM61 181V180H60ZM59 181V182H60ZM113 181H115V180H113ZM112 181V182H113ZM125 181V180H124ZM138 181V180H137ZM141 181V180H140ZM164 181H165V179H164ZM174 181V180H173ZM235 181V182H234ZM72 182V181H71ZM118 182V181H117ZM128 182V181H127ZM129 182H131V180H129ZM148 182V181H147ZM163 182V181H162ZM162 182H160V183H162ZM221 182H219V183H221ZM74 183V182H73ZM72 183V184H73ZM132 183V182H131ZM141 183V182H140ZM143 183H144V181H143ZM158 184H159V182H157ZM164 183V182H163ZM211 183V182H210ZM230 183H232V185L231 186H229L228 184H230ZM44 184V183H43ZM70 184V183H69ZM68 184V185H69ZM116 184V183H115ZM142 184V183H141ZM150 184V183H149ZM148 184V185H149ZM153 184H155L154 182H153ZM263 184V183H262ZM261 184V185H262ZM31 185V184H30ZM42 185V184H41ZM45 185V184H44ZM64 185V184H63ZM147 185V184H146ZM152 185V184H151ZM156 185V184H155ZM183 185V184H182ZM218 185V184H217ZM245 186V188H246V190H244L243 189V187L242 186ZM258 185H260V184H258ZM46 186V185H45ZM126 186V185H125ZM140 186V185H139ZM141 187V186H140ZM155 187V186H154ZM162 187V186H161ZM261 187V186H260ZM33 188V187H32ZM31 188V186H29V184H28V182L26 181V179H21L18 175H16L15 173H13V172H11V171H8V170H2V171H0V210L3 212L4 211V209L2 210L1 208H2V205H4V202L5 201H7V200H12L13 202L14 201H19V200H23V201H29L28 199H30V197H34L35 195H38V197H36L37 198V200H38V198H39V195H41L42 196V191H40V190H35V189H32ZM43 188V187H42ZM68 188V187H67ZM116 188V187H115ZM143 188H144V186H143ZM147 188V187H146ZM146 188H144L143 189V193L142 194H146V195H148V193L150 194V190L149 189H146ZM170 188H172V189H170ZM41 189V188H40ZM73 189V188H72ZM123 189V188H122ZM162 189H164V188H162ZM170 189V190H169ZM257 189V188H256ZM44 190H46V189H44ZM69 190V189H68ZM137 189H135V191H136ZM158 190V189H157ZM165 190H167V188L165 189ZM164 190V191H165ZM214 190H215V188H214ZM48 191V190H47ZM54 191V190H53ZM141 190H138V192H140ZM152 191V190H151ZM264 191V190H263ZM45 192V191H44ZM116 192V191H115ZM127 192V191H126ZM221 192V191H220ZM101 193V194H102ZM107 193V192H106ZM111 193V192H110ZM125 193V192H124ZM153 193V192H152ZM162 193V192H161ZM176 193V192H175ZM261 193V192H260ZM259 193V194H260ZM111 194H113V193H111ZM110 194V195H111ZM127 194V193H126ZM133 195H134V193H132ZM163 194V193H162ZM222 194V193H221ZM252 194V193H251ZM254 194H256V193H254ZM57 195V194H56ZM69 195V194H68ZM97 195L95 196V197H93V198H96L97 197ZM122 195H124V194H122ZM121 195V196H122ZM132 195V196H133ZM145 195V196H146ZM257 195V194H256ZM45 196H47V195H45ZM51 196V195H50ZM49 196V197H50ZM54 196V195H53ZM59 196V195H58ZM72 196V195H71ZM115 196V195H114ZM144 196V197H145ZM153 196V195H152ZM259 196V195H258ZM116 197V196H115ZM120 197V196H119ZM137 197V196H136ZM143 197V198H144ZM47 198V197H46ZM51 198V197H50ZM130 198V197H129ZM128 198V199H129ZM150 198H151V196H150ZM211 198V197H210ZM252 198V197H251ZM258 198V197H257ZM48 199V198H47ZM54 199V198H53ZM100 199V198H99ZM115 199H118V198H115ZM127 199V200H128ZM147 199H149V197L148 198H146V200ZM243 199V200H242ZM253 199V198H252ZM260 199V201H263L261 198H259ZM52 200V199H51ZM74 200V199H73ZM125 201H126V198L124 199ZM144 200V199H143ZM155 200V199H154ZM160 200H161V198H160ZM227 200V199H226ZM96 201V200H95ZM112 201V200H111ZM150 201V200H149ZM157 201H158V199H157ZM156 201V202H157ZM92 202V201H91ZM142 202V201H141ZM139 203V204H142V203ZM146 202V201H145ZM75 203V202H74ZM117 203V202H116ZM124 203V202H123ZM126 203V202H125ZM124 203V204H125ZM130 203V202H129ZM129 203H126V204H128L129 205ZM144 203V202H143ZM210 203V202H209ZM262 203L263 202H260L259 204H261L262 205ZM96 204H98V203H96ZM124 204H122V205H124ZM153 204H154V202H153ZM212 204V203H211ZM258 203H257V205H259ZM55 205H57V204H55ZM89 205H91V204H89ZM100 205V204H99ZM99 205H96V206H98V208L100 209V207H99ZM111 205V204H110ZM131 205H133L132 203H131ZM144 205V204H143ZM213 205V204H212ZM223 205V204H222ZM12 206H14V205H12ZM125 206V205H124ZM141 206V205H140ZM220 206H221V204H220ZM219 206V207H220ZM54 207V206H53ZM52 207V208H53ZM89 207V206H88ZM121 207V206H120ZM133 207V206H132ZM161 207V205L158 207V208H160ZM181 207V206H180ZM234 207V210L236 209ZM256 207V206H255ZM258 207V206H257ZM261 207V206H260ZM263 207V206H262ZM8 208H9V206H8ZM46 208V205L43 203V201L42 200H38L37 202H34V203H28L27 204V202L26 203H23V204H21V205H19L18 206V208L17 209H15L14 211H13V219H17V221L19 222V221H21V220H18L19 218H21V219H23V220H25L26 218H32V219H38L39 220V223L41 222V224H40V227L39 228H42V227H45V226H47V225H49L50 223H52L50 220L52 219V221H56V219H57V211H55V210H51V211H44V209ZM66 208V207H65ZM91 208V207H90ZM97 208V207H96ZM95 208V209H96ZM122 208V207H121ZM135 208V207H134ZM138 208V207H137ZM155 208V207H154ZM162 208V207H161ZM223 208V207H222ZM259 208V207H258ZM11 209H12V207H11ZM58 209V208H57ZM89 209V208H88ZM118 209H119V207H118ZM133 209V208H132ZM179 209V208H178ZM230 209H231V207H230ZM46 210V209H45ZM62 210V209H61ZM60 210V211H61ZM64 210V209H63ZM91 210V209H90ZM104 210H106V209H104ZM117 210V209H116ZM138 210H140V209H138ZM185 210V212H186V209H184ZM223 210V209H222ZM256 210H257V208H256ZM9 211V210H8ZM79 211V210H78ZM103 211V210H102ZM107 211H108V209H107ZM115 211V210H114ZM119 211V210H118ZM118 211H116V212H118ZM122 211V210H121ZM127 211H130L129 209L127 210ZM167 211V210H166ZM217 211V210H216ZM233 211V210H232ZM236 211V210H235ZM234 211V212H235ZM252 211V212H251ZM260 211V210H259ZM258 210L256 211V212H254V214L256 215V219L257 220H259L260 222H258V224H255L256 226H254V223H251V222H248V221H251L253 218L252 217H250L249 215H252V214H247L250 218H248V217H246V215H245V217L243 218V220H242V225L243 226H248L249 227V230L248 231H246L245 232V228H243V230L244 231H242L243 232V235L242 236H240V237H229V238H233V239H231L230 241H229V244L230 245H223V244H221L220 245V243H222L221 242V238H215V237H213V238H211V239H209V236H210V234H212L213 235V231L212 232H210L209 230L207 231V230H204V231H206V232H204L205 234H204V236L210 241V243H216L218 240H220V242H219V244H217L216 245V247L213 245V244H210L208 241H207V243H209V246H208V249L205 251V253L204 254H202L201 253V249L198 247V246H196V245H192V242H191V240H188L187 241V247L185 246V248L186 249H184V246H183V251H181V256L183 255V254H185L186 256H185V258H184V260H182V259H180L179 261H181V262H179V263H177V264H264V207H263V209H262V211L261 212H259ZM6 212H7V210H6ZM5 212V213H6ZM123 212V211H122ZM131 212H133V210L131 211ZM143 212H144V210H143ZM142 212V213H143ZM172 212V211H171ZM180 212H182V211H180ZM186 212V213H187ZM221 212V211H220ZM239 212V211H238ZM11 213V212H10ZM67 213V212H66ZM74 213V212H73ZM96 213V212H95ZM111 213H114V212H112L111 211ZM124 213V212H123ZM122 213V214H123ZM125 213H126V211H125ZM174 213V212H173ZM215 213V212H214ZM236 213V212H235ZM241 213H243V212H240V214ZM4 213H2V217L4 216L3 215ZM64 214V213H63ZM120 214V213H119ZM128 214H130V213H128ZM144 214H146V213H144ZM224 214V213H223ZM234 214V213H233ZM237 214V213H236ZM73 215V214H72ZM75 215V214H74ZM115 215H118L117 213L115 214ZM124 216H125V214H123ZM138 215V214H137ZM219 215V214H218ZM11 216V215H10ZM49 216V219H47V217ZM68 216V215H67ZM67 216L65 217V218H67ZM95 216V215H94ZM96 216H97V214H96ZM114 216V215H113ZM121 216V215H120ZM134 216H135V214H134ZM140 216V215H139ZM163 216V217H162ZM172 216H174L173 214H172ZM240 216V215H239ZM239 216H235L237 219H238V217ZM243 216V215H242ZM9 217V216H8ZM60 217V216H59ZM63 217V216H62ZM71 217V216H70ZM93 217V216H92ZM102 217V216H101ZM107 217V216H106ZM109 217V216H108ZM123 217V216H122ZM138 217V216H137ZM175 217V216H174ZM186 217H187V215H186ZM185 217V218H186ZM241 217V216H240ZM4 218V217H3ZM69 218V217H68ZM75 218V217H74ZM98 218V217H97ZM103 218V217H102ZM126 218V217H125ZM129 218V217H128ZM128 218H126L125 220L127 221V219ZM135 218H136V216H135ZM142 218V217H141ZM157 220H156V219ZM0 219H2V218H0ZM63 219H64V217H63ZM110 219H113V218H111L110 217ZM110 219L108 220V221H110ZM120 219V218H119ZM118 219V220H119ZM122 220H123V218H121ZM131 219V218H130ZM176 219H178V220H180V218H176ZM231 219V218H230ZM240 219V218H239ZM247 219V220H246ZM4 220H6V222H7V218H5ZM65 220H67V219H65ZM100 220V219H99ZM117 220V219H116ZM132 220H134V218L132 219ZM137 220V219H136ZM135 220V221H136ZM162 220H164V218L162 219ZM174 220H175V218H174ZM256 220V221H257ZM28 221V220H27ZM34 221H36V220H34ZM49 221H50V223H49ZM73 221V220H72ZM124 221V220H123ZM122 221V222H123ZM129 221V220H128ZM160 221V220H159ZM172 221H173V218H172ZM188 221V220H187ZM194 221H190L192 224H194ZM204 221V220H203ZM15 222V221H14ZM24 222V221H23ZM37 222V221H36ZM61 222V221H60ZM60 222H58V223H60ZM75 222V221H74ZM122 222H121V224H122ZM176 222V221H175ZM202 222V221H201ZM206 222V221H205ZM209 222V221H208ZM238 222V221H237ZM9 223V222H8ZM26 223V222H25ZM38 223V224H39ZM57 223V224H58ZM105 223V222H104ZM112 223V222H111ZM129 223V222H128ZM127 223V224H128ZM131 223V222H130ZM133 223V222H132ZM136 223H137V221H136ZM143 224L145 223V222H142ZM146 223H148V222H146ZM230 223V222H229ZM256 223V222H255ZM9 224H11V223H9ZM110 224V223H109ZM115 224H117V223H114V225ZM120 224V226H122L121 228H123V226H124V222H123V225H121ZM126 224V223H125ZM138 224V223H137ZM201 224V223H200ZM222 224V223H221ZM225 224V223H224ZM12 225V224H11ZM17 225V224H16ZM152 225V224H151ZM191 225V224H190ZM217 225V224H216ZM219 225V224H218ZM227 225V224H226ZM235 225V224H234ZM8 226V225H7ZM20 226H22V225H20ZM29 226V225H28ZM50 226V225H49ZM86 226V225H85ZM110 226H112V227H114L113 225H111L110 224ZM137 226H139V225H137ZM146 226V225H145ZM188 226V225H187ZM186 226V227H187ZM221 226V225H220ZM228 226H230V227H232L233 225L230 223ZM241 226V225H240ZM115 227H118V225H116ZM134 227V226H133ZM141 227H142V225H141ZM147 227V226H146ZM177 227V226H176ZM189 227V226H188ZM201 227V226H200ZM209 227V226H208ZM225 227V226H224ZM234 227V226H233ZM22 228H24V227H22ZM30 228V227H29ZM46 228V227H45ZM111 228V227H110ZM126 228H128L127 226H126ZM210 228V227H209ZM2 229V228H1ZM11 229V228H10ZM18 229H20V227H18ZM105 229V228H104ZM114 229V228H113ZM118 229H120V228H118ZM118 229H117V231H118ZM123 229H125V227L123 228ZM122 229V230H123ZM130 229V228H129ZM211 229V228H210ZM3 230V229H2ZM1 230V231H2ZM15 231H16V228L14 229ZM27 229L26 228H24V229H22V231L24 232V231H26ZM35 230V229H34ZM97 230V229H96ZM110 230V229H109ZM133 230H134V228H133ZM179 230V229H178ZM13 231V230H12ZM20 231V230H19ZM55 231V230H54ZM65 231V230H64ZM116 231V230H115ZM129 231V230H128ZM139 231H141L140 229H139ZM176 230H174L173 232H175ZM180 231V230H179ZM35 232H36V230H35ZM119 232V231H118ZM121 232V231H120ZM126 232H127V230H126ZM239 232H240V230H239ZM245 232V233H244ZM117 233V232H116ZM115 233V234H116ZM121 233H123L122 234V236L124 235V231H122ZM141 233V232H140ZM169 233V234H168ZM6 234H8V233H6ZM12 234H13V232H12ZM19 234V233H18ZM21 234V233H20ZM24 234V233H23ZM29 235H31V234H33V232H32V229H31V233H28ZM35 234V233H34ZM92 234V233H91ZM119 234V233H118ZM178 234V233H177ZM181 234V233H180ZM183 234V233H182ZM189 234V233H188ZM232 234V233H231ZM235 234V233H234ZM1 235H3V234H1ZM129 235V234H128ZM130 235H131V233H130ZM176 235V234H175ZM221 235V234H220ZM236 235V234H235ZM238 235V234H237ZM236 235V236H237ZM4 236V235H3ZM7 236V235H6ZM9 236L10 235H8V239L10 240V238H9ZM24 236H25V234H24ZM165 236V237H164ZM172 236V235H171ZM5 237V236H4ZM23 237V236H22ZM133 237V236H132ZM148 237V236H147ZM156 237V238H157ZM225 237V236H224ZM65 238V237H64ZM149 238V237H148ZM169 238H171V237H169ZM181 238V237H180ZM205 238V239H206ZM25 239V238H24ZM85 239V238H84ZM119 239V238H118ZM123 239V238H122ZM159 239V238H158ZM8 240V241H9ZM38 240V239H37ZM83 240V239H82ZM171 240V239H170ZM176 240V239H175ZM229 240V239H228ZM3 241H5V240H3ZM8 241H7V243H8ZM84 241V240H83ZM121 241H123V240H119L118 241V247H117V252H116V254H115V259H114V262L116 261L117 262V260L118 261H121L122 262V264H123V261L124 260H128V256H127V250L129 249L128 247H126L125 245L127 244H125L124 243V246H122V244H121ZM129 241V240H128ZM127 241V242H128ZM173 241V240H172ZM177 241V240H176ZM193 241V240H192ZM10 242V241H9ZM12 242V241H11ZM39 242V241H38ZM135 242H136V240H135ZM138 242V241H137ZM35 243H37V242H35ZM129 243V242H128ZM151 243V242H150ZM5 244V243H4ZM9 244V243H8ZM12 244V243H11ZM41 244V243H40ZM40 244H38V245H40ZM174 244L176 245V242H174ZM34 245V244H33ZM141 245V244H140ZM76 246V245H75ZM128 246V245H127ZM134 246V245H133ZM219 246H220V250H221V248H222V252H220L218 249H219ZM35 247V246H34ZM42 247H43V245H42ZM41 247V248H42ZM109 247V246H108ZM112 247V246H111ZM148 247V246H147ZM203 247V246H202ZM5 248V247H4ZM130 248H131V246H130ZM146 248V247H145ZM206 248V247H205ZM45 249V248H44ZM44 249H42V250H44ZM109 249V248H108ZM181 249V248H180ZM23 250V249H22ZM27 250V249H26ZM31 250V249H30ZM58 250V249H57ZM93 250V249H92ZM95 250V249H94ZM134 250V249H133ZM143 250V249H142ZM155 250V249H154ZM204 250V249H203ZM37 251V250H36ZM54 251H56V250H54ZM85 251V250H84ZM157 251V250H156ZM29 252V251H28ZM113 252V251H112ZM148 252V251H147ZM151 252H154L153 250L151 251ZM21 253V252H20ZM65 253V252H64ZM84 253V252H83ZM133 253V252H132ZM178 253H179V251H178ZM178 253H175V252H172V253H170L169 255H173V254H175V255H177ZM22 254V253H21ZM35 254V253H34ZM87 254V253H86ZM179 254V255H180ZM24 255V254H23ZM50 256V255H49ZM112 256V255H111ZM114 256V255H113ZM112 256V257H113ZM166 256H168V253H167V255ZM207 256H210L211 258H207ZM41 257V256H40ZM173 257H174V255H173ZM178 257V256H177ZM144 258V257H143ZM150 258V257H149ZM30 259H31V256H30ZM155 259V258H154ZM178 259V258H177ZM12 260V259H11ZM20 260V259H19ZM26 260V259H25ZM24 260V261H25ZM106 260H108L107 258H106ZM113 260V259H112ZM123 260V261H122ZM143 261V263L144 264H155L156 263V261H157V259H156V261H146V260H144V259H141V257L140 258H136L134 261H133V264H134V262H138L139 264H140V261ZM150 260V259H149ZM153 260V259H152ZM174 260V259H173ZM203 260H205V262L203 261ZM35 261V260H34ZM41 261V260H40ZM176 260H174L173 262H175ZM72 262V261H71ZM115 262V263H116ZM120 262V263H121ZM143 263H141V264H143ZM157 263H159V262H157ZM20 264V263H19ZM29 264H31V263H29ZM102 264V263H101ZM124 264H127V263H124Z\"/></svg>",
    "mask_w": 264,
    "mask_h": 264
}]
</instances>
